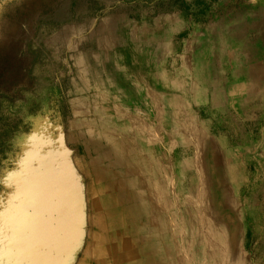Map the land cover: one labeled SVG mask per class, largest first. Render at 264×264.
<instances>
[{
  "label": "rangeland",
  "instance_id": "1",
  "mask_svg": "<svg viewBox=\"0 0 264 264\" xmlns=\"http://www.w3.org/2000/svg\"><path fill=\"white\" fill-rule=\"evenodd\" d=\"M21 50L0 131L33 127L12 135L0 264L27 161L81 187L70 264H264V96L227 99L264 56V0H0V57Z\"/></svg>",
  "mask_w": 264,
  "mask_h": 264
},
{
  "label": "water",
  "instance_id": "2",
  "mask_svg": "<svg viewBox=\"0 0 264 264\" xmlns=\"http://www.w3.org/2000/svg\"><path fill=\"white\" fill-rule=\"evenodd\" d=\"M31 164L32 161H27L23 172L28 183L15 187L10 201L8 210L12 221L2 264H70L83 238L81 187L75 177L66 178L52 172L53 179H50L46 177V166L36 172ZM32 197L44 198L30 210L27 206L32 203ZM51 211L56 212L57 225Z\"/></svg>",
  "mask_w": 264,
  "mask_h": 264
},
{
  "label": "trees",
  "instance_id": "3",
  "mask_svg": "<svg viewBox=\"0 0 264 264\" xmlns=\"http://www.w3.org/2000/svg\"><path fill=\"white\" fill-rule=\"evenodd\" d=\"M25 59H26V53L24 50L19 51L18 57L14 56V58L11 59L0 57V88L4 87L5 89H7L6 85L9 82L16 80L19 76H25V69L27 65ZM1 98H3V100L8 99V97H6L4 92L0 90V99ZM8 102L10 103L12 101L9 100ZM39 111L40 110L38 107H32L29 111V115H40L41 112ZM32 127L33 126L30 125L29 123L24 124L21 122V120L17 119L15 120V124L13 126L11 125L10 127L6 126V128H3L4 130L0 131V199L1 197H3L5 194L8 193V191L6 190L7 186L4 183V177L7 174L5 172L6 171L8 172L13 169V166L17 161V155L18 153L21 152L20 150H22V148L17 149L18 147H15L13 145V140H12L13 132L15 131H17V133L21 132L20 135H23L25 137H31ZM40 142L45 144L44 138H42ZM43 151H45L46 154H51L52 152L51 149H47V148H43L42 152ZM0 234L1 235L3 234L1 228H0ZM5 242L6 239H4L3 245Z\"/></svg>",
  "mask_w": 264,
  "mask_h": 264
},
{
  "label": "crops",
  "instance_id": "4",
  "mask_svg": "<svg viewBox=\"0 0 264 264\" xmlns=\"http://www.w3.org/2000/svg\"><path fill=\"white\" fill-rule=\"evenodd\" d=\"M256 92L264 96V56L242 65L239 71H231L227 90L228 103L236 107L246 102L248 97ZM92 252L91 245L85 253L88 260L92 259Z\"/></svg>",
  "mask_w": 264,
  "mask_h": 264
},
{
  "label": "bare ground",
  "instance_id": "5",
  "mask_svg": "<svg viewBox=\"0 0 264 264\" xmlns=\"http://www.w3.org/2000/svg\"><path fill=\"white\" fill-rule=\"evenodd\" d=\"M92 165V164H91ZM92 169V168H91ZM89 173V172H88ZM7 195V194H6ZM9 205V204H8ZM38 206V205H37ZM128 210V209H127ZM53 219L56 221V223L58 222V219H57V215H56V212L54 213V216H53ZM158 256V255H157Z\"/></svg>",
  "mask_w": 264,
  "mask_h": 264
}]
</instances>
